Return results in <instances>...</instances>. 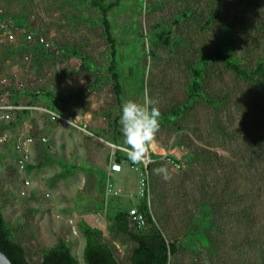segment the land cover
<instances>
[{"label": "rangeland", "instance_id": "rangeland-1", "mask_svg": "<svg viewBox=\"0 0 264 264\" xmlns=\"http://www.w3.org/2000/svg\"><path fill=\"white\" fill-rule=\"evenodd\" d=\"M98 3L114 4L108 20L116 42L122 101L109 71L111 49ZM0 9L13 25L38 30L54 45L49 55L24 50L13 55L8 46L0 47V78L17 72L23 80L35 76L44 93L68 90L70 95L79 92V80L85 81L82 100L60 107L61 113L81 121L87 111L94 112L93 120H113L112 114L121 111L126 98L142 102L145 89L157 102L160 127L150 144L157 154L175 153L181 169L165 161L154 164L150 197L142 196V169L125 166L111 182L132 187L135 201L147 203L166 239L180 243L169 264H264L260 252L264 246V85L238 75L220 60L210 61L202 78V97L175 120L163 119L183 108L192 70L218 44L243 69L254 71L264 65V0H0ZM245 9L247 14L242 16ZM186 12L191 16H184ZM225 31H229L228 42ZM166 33L169 44L159 38ZM97 70L102 72L100 78ZM261 80L264 83V74ZM15 93L11 102L17 100ZM19 98L21 103L34 101L24 93ZM40 116L17 115L21 123L29 120L37 142L42 135L37 130ZM61 135L57 142L36 144L32 168L26 172L32 183L27 196L21 195L22 175L13 144H0V211L12 239L24 247L29 264H40L46 250L60 245H67L79 264H86L82 228L92 226L77 214L86 215L118 262L129 264L136 244L116 231L106 210L97 209L104 199L96 188L97 176L64 167H98L108 152L104 138L84 134L85 138L74 136L75 141ZM161 166L167 167L170 179L154 171ZM132 206L126 198L124 208ZM96 218L102 226H96Z\"/></svg>", "mask_w": 264, "mask_h": 264}, {"label": "trees", "instance_id": "trees-1", "mask_svg": "<svg viewBox=\"0 0 264 264\" xmlns=\"http://www.w3.org/2000/svg\"><path fill=\"white\" fill-rule=\"evenodd\" d=\"M223 1V0H221ZM227 3V2H226ZM96 5V4H94ZM99 9L103 12V26L105 36L110 43L111 49V56H112V65L109 68L110 73L113 75L114 81L117 83V93L118 99L121 101L122 95V88L120 84V76L117 73L116 68V42L112 35V27L111 23L108 20V12L109 9L114 7V4L110 6H106L104 3H98L96 5ZM242 16H246L247 9L242 11ZM186 17L191 16V12H186L184 15ZM193 16V15H192ZM214 21V20H213ZM212 20L210 22H213ZM229 31H225V40L228 42L229 39L227 38ZM167 36V37H166ZM166 37V38H164ZM159 38L162 41H167L168 44L170 43V38L168 34H159ZM7 50L14 51L13 55H17V53L26 52L23 46H8ZM68 50L64 49L62 52L64 53ZM54 53V52H53ZM52 53V54H53ZM21 53L20 55H22ZM86 62V59H83ZM220 60L222 63L226 64L227 67L235 71L238 75L247 78L248 80H252L253 82L263 86L264 83L261 80V76L264 74V65L260 63L254 71H248L243 69L242 66L238 63V60L234 58L232 53L225 49L222 44H218L216 49L214 50L213 54L208 57H204L202 64L198 68H194L192 70V77L193 82L191 85V90L188 96V100L185 104H183V108L178 107L172 111V113L164 116L163 119H167V121H173L176 118L180 117L184 110L188 108V105H191L194 101H196L199 97H202L201 90H202V78L205 71V66L210 63V61ZM95 73L101 76L102 72L97 70ZM96 84H100L99 81ZM94 86H91L90 89H93ZM22 93V92H19ZM84 93L77 92L76 94H72L68 96L66 94H60L55 96L54 94H46V101L51 105L56 111L57 105L63 102H73L74 100H82ZM31 95V94H30ZM72 97V98H71ZM24 113V112H23ZM127 160L130 163L135 164L128 157L121 155L118 153L117 160ZM65 168H70L72 170H81L86 172L94 171L96 172L97 184L96 188L98 190L99 196L105 197L106 187H107V175L105 172L100 170L99 168L91 167L88 165H83L77 168L76 166L64 165ZM32 166H29L31 169ZM152 168V167H151ZM107 213L112 217L114 220V228L119 233L129 237L133 240L136 246L133 248L132 255L130 258L129 264H169L170 257L176 255L179 250V242H169L164 234L158 229V226L154 220V217L149 211L148 205L146 202H142L139 206V210L144 212L147 216V227L143 231H136L134 228L130 226V216H129V209L131 208H124L120 206H113V201H109ZM97 204V203H96ZM250 203L247 204V206ZM97 209L104 210L105 209V202H99ZM96 207V206H95ZM83 234L86 238V248H85V261L86 264H121L115 258L110 246L103 243L101 240V232L97 229L92 227H88L86 225L83 226ZM194 231H190L188 235H185V240H189L193 235ZM0 250L7 255L10 261L13 264H29L27 253L24 247L12 239V231L8 225V222L5 219L4 214L0 211ZM261 254L264 256V246L260 250ZM40 264H79L78 260L74 257L71 248L67 245H60L44 252V256Z\"/></svg>", "mask_w": 264, "mask_h": 264}, {"label": "built area", "instance_id": "built-area-1", "mask_svg": "<svg viewBox=\"0 0 264 264\" xmlns=\"http://www.w3.org/2000/svg\"><path fill=\"white\" fill-rule=\"evenodd\" d=\"M2 14L3 12L0 9V47L23 46L27 49V52L37 55H49L53 53V43L42 32L33 28L28 29L20 25H13ZM38 83L39 80L35 76L30 77L28 80H23L18 72L12 77L4 76L0 78V144L5 145L7 143H12L14 146L16 165L19 173L22 175V196L28 195L32 185L30 178L26 176V172L33 163V153L38 139L30 132L26 125L20 127L16 134L4 129L11 124H18L17 115L19 113L28 112L46 116L51 122L59 123L67 127L71 135H74L76 132L92 135L85 124H81L79 120L71 119L54 110L46 101V93L38 87ZM13 92H22L25 95L31 96V100L33 99L34 101L27 103L11 102L10 97ZM40 141L47 142V139L41 138ZM109 146L113 150L110 167L111 172H123V163H128L132 169H142L144 171L145 179L142 180L143 197H150V170L154 164L159 161H165L177 169H181L182 167V162L175 153L171 154L164 152L165 154H157V151H155L150 144L146 145L142 159L135 164L124 159L122 161L117 160L118 153L127 156V146L110 143ZM106 189L107 197L110 195H121L120 191L113 189L112 184L108 180ZM129 216L130 226L136 231H143L147 227V216L144 212H141L138 207L133 206L130 208ZM96 220L97 223L102 226V221H100L99 218H96ZM72 230L74 235H77V231L73 228ZM58 235L60 236L61 233L58 232Z\"/></svg>", "mask_w": 264, "mask_h": 264}, {"label": "crops", "instance_id": "crops-1", "mask_svg": "<svg viewBox=\"0 0 264 264\" xmlns=\"http://www.w3.org/2000/svg\"><path fill=\"white\" fill-rule=\"evenodd\" d=\"M120 84H121V82H120ZM78 86H79L78 91L80 93H84V91H86V89H87L86 88L85 81L79 80L78 81ZM68 89L70 90V88H68ZM68 93H70V92H68V90H67V92L66 93H63V94H66L68 96H71L72 95V94L70 95ZM15 94H16L15 97H16L17 100L14 101V102H20L18 100L20 99L19 96L22 95V93H19L18 92V93H15ZM122 94H123V91H122ZM54 95L57 96V95H60V94H54ZM122 96L123 95H121V101H122ZM78 101L79 100H74L73 99V102H63V103L56 104L57 105V110H58L57 112L61 113L60 107L63 104H70L71 105V104L76 103ZM119 112H120V110H119ZM118 113L117 114H112V115H114V119L113 120L110 119V121L107 120L104 117H101V118H99L97 120H93V118H94V115H93L94 112H92V111H89V112L87 111V112L84 113L83 121L79 120V118H71L68 115L61 113L62 115L67 116V117H69L71 119H77V120H79V122H81V124H85V126L87 127V129L89 130V132L92 134V135H90L91 137L96 138V135L95 134H100L104 138V139H102V141L107 145V147L105 148V150L108 151V152H107L106 158H104V159H102V160L99 161V163L97 164V166H98L97 168H99L100 170H102L103 172H105V174L107 175V178H108L107 180L111 184H112V182H111L112 178L118 177L119 176V173H117V172H111V170H110L111 161H112V157H113V155H112L113 150L108 145L110 143V144H117V145L125 146L124 143H122L123 142V137H122V133L120 131V124H119V119H118V116H117ZM19 114L22 115V116H24V115H27V116L28 115H38V116H40L37 113L31 114V113H28V112L19 113ZM40 117L42 118V120L40 119ZM40 117H39L38 122H37L38 123L37 124L38 125L37 126V130H38V132L42 133V135L39 137L40 139H39V142H37V143L43 144L40 141L41 140V137L42 138H46L47 141L49 139H51L52 141H56L57 142L61 138V136H62L61 134L62 133L66 136V138L68 140H69V138H72L75 141H76V139L74 138V136H76V135L80 136L79 138H82V137L85 138L87 136V135H84V133H80V132H78V133L76 132L74 135H71L69 133L70 130L67 127H65V126H63V125H61L59 123H53V122H51L48 119V117H46V116L43 117L41 115ZM108 122L110 123V126H109V123ZM24 125H26V127L28 129L31 128V131H32V128L33 127L30 125L29 120H26V121H24V122L21 123V121H20L19 118H18V124L15 125L16 126L15 128H13L11 126L10 127L8 126L6 129L7 130L9 129V130L12 131L13 134H16V132L18 131V129L20 127H23ZM150 145L154 148V146L152 144H150ZM34 151H35V149H34ZM89 162H92V161H89ZM64 165H66V164H64ZM87 165L88 166H91L93 168L96 167V166H93V165H90V164H87ZM125 166L126 167H130V165L128 163H123V171L125 170ZM76 171H81V170H77L76 169ZM81 172H84V171H81ZM85 174L86 175L94 174V175L97 176L96 172H94V171L86 172ZM109 174H110V176H109ZM97 178H98V176H97ZM112 186H113V189L120 191L121 192V195H119V196L110 195V196L107 197L106 196V193H105V197H104L105 209L104 210H106V212H107V209H108V204L110 203L109 201L112 200L113 201L112 204L117 203L120 207H124L125 206V199L126 198L127 199H130L132 201V203L134 204V206H136V207L139 208V206L137 204V201H135V197H134L135 195L133 193L132 187H130L127 184H120V185H118V184L117 185L116 184H112ZM77 216L80 217V218H85V220L87 221V223L90 226L95 227V222L91 218L87 217L86 215H78L77 214ZM96 226L97 227H100L99 224H97V222H96ZM84 243H85V248H86V243L87 242H86L85 236H84Z\"/></svg>", "mask_w": 264, "mask_h": 264}, {"label": "clouds", "instance_id": "clouds-1", "mask_svg": "<svg viewBox=\"0 0 264 264\" xmlns=\"http://www.w3.org/2000/svg\"><path fill=\"white\" fill-rule=\"evenodd\" d=\"M156 103L145 89L142 102L126 98L121 104L120 131L123 143L128 148L127 156L133 162L142 159L146 145L152 142L154 134L160 127L161 112ZM154 171L163 179H170L167 167L161 166Z\"/></svg>", "mask_w": 264, "mask_h": 264}, {"label": "water", "instance_id": "water-1", "mask_svg": "<svg viewBox=\"0 0 264 264\" xmlns=\"http://www.w3.org/2000/svg\"><path fill=\"white\" fill-rule=\"evenodd\" d=\"M0 264H13L5 253L0 250Z\"/></svg>", "mask_w": 264, "mask_h": 264}]
</instances>
